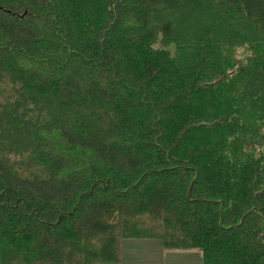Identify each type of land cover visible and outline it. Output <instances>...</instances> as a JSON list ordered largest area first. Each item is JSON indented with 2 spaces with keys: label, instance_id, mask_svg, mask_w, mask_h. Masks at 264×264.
<instances>
[{
  "label": "trees",
  "instance_id": "1",
  "mask_svg": "<svg viewBox=\"0 0 264 264\" xmlns=\"http://www.w3.org/2000/svg\"><path fill=\"white\" fill-rule=\"evenodd\" d=\"M134 239L264 264V0H0V264Z\"/></svg>",
  "mask_w": 264,
  "mask_h": 264
},
{
  "label": "rangeland",
  "instance_id": "2",
  "mask_svg": "<svg viewBox=\"0 0 264 264\" xmlns=\"http://www.w3.org/2000/svg\"><path fill=\"white\" fill-rule=\"evenodd\" d=\"M128 241H135V245L137 246V248L141 249L143 252H145L147 249H160V253L157 256L142 254V256L133 260L130 264H201V256L198 250H163L161 248L160 241L156 239L123 240L120 242L119 256H121V250L123 249L124 245L128 243Z\"/></svg>",
  "mask_w": 264,
  "mask_h": 264
},
{
  "label": "crops",
  "instance_id": "3",
  "mask_svg": "<svg viewBox=\"0 0 264 264\" xmlns=\"http://www.w3.org/2000/svg\"><path fill=\"white\" fill-rule=\"evenodd\" d=\"M135 243V241H128V243L124 245L123 249L121 250V259L118 264H130L133 260L142 256V254L157 256L160 253V249L157 248L147 249L145 252H143L141 249L137 248Z\"/></svg>",
  "mask_w": 264,
  "mask_h": 264
}]
</instances>
